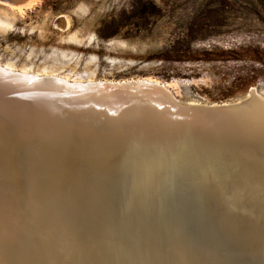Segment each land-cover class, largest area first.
<instances>
[{"label": "rangeland", "instance_id": "rangeland-1", "mask_svg": "<svg viewBox=\"0 0 264 264\" xmlns=\"http://www.w3.org/2000/svg\"><path fill=\"white\" fill-rule=\"evenodd\" d=\"M0 64L83 81L164 80L180 100L204 104L237 101L254 87L264 96V0H40L24 11L0 1ZM91 170L101 181L92 189L94 198L72 212L82 229L90 221L120 217L101 183L117 184L111 179L121 169ZM262 179L182 185L160 178L149 207L141 210L137 195L131 211L141 217L146 236L157 243L168 239L186 251L190 264H264L263 227L219 217L236 205L228 191L238 192L239 184L256 195L252 186L262 188Z\"/></svg>", "mask_w": 264, "mask_h": 264}, {"label": "water", "instance_id": "water-1", "mask_svg": "<svg viewBox=\"0 0 264 264\" xmlns=\"http://www.w3.org/2000/svg\"><path fill=\"white\" fill-rule=\"evenodd\" d=\"M168 84L72 82L0 65V155L20 161L25 178L32 166L51 165L142 169L173 182L263 180L264 96L252 88L237 101L204 104L180 100ZM45 204L32 214L48 217ZM28 226L13 235L0 221V251L16 264H39L44 240L55 234Z\"/></svg>", "mask_w": 264, "mask_h": 264}, {"label": "bare ground", "instance_id": "bare-ground-1", "mask_svg": "<svg viewBox=\"0 0 264 264\" xmlns=\"http://www.w3.org/2000/svg\"><path fill=\"white\" fill-rule=\"evenodd\" d=\"M0 1L5 5H9L13 9L24 11L25 9L33 7V5L37 4L40 0H21L20 2H18V0ZM4 66L8 70L16 71L9 66ZM21 72L24 74H30V72L24 70ZM32 74L55 76L72 82H84L83 80H76L72 78L70 79L64 75L39 73ZM147 79L152 80L151 78ZM88 81L91 82L93 80ZM253 89H255V87ZM11 157L20 156L19 154L14 153V155H12ZM20 167H24L23 164L20 163V161L13 162L8 160L6 153L0 155V221L10 226V228L14 231L12 233L13 235H17L16 232H25L27 234V230L25 228L26 225H31V229H35L37 235L39 231L42 234L43 231L45 233L46 230H48V232L49 230H51L55 233L54 235L48 237V239H50L48 240V243L44 240L43 249L40 248L43 252L41 251L38 255L39 264H190L187 257L188 255L187 253H185L186 251L180 249L176 245L172 246L168 239V242L163 241L157 243L156 240H153L151 237L146 236V227H144V225H142L139 220L141 219V217L137 213L131 211V209L134 207H131V200L133 196L139 195L138 204H140V207L142 208L141 210H146L149 207V199H147L150 198L149 194L153 191V188H156L157 185H159V179L148 176V174L145 173L144 170L134 169L133 172L131 168L117 167V169L119 168L121 170L118 171L119 173H113L114 179H111L117 180V184L113 182L105 184L106 182H102L101 189L116 202H114V205L117 210L120 211V217H116L115 219L103 217L100 218L97 222L90 221V224L82 229L79 228L78 224H76V219H73L74 215L72 212H77L80 209L78 206H86L91 201L90 198H94V191L92 189L98 186V184H100L101 182L97 177H94V175L90 173L92 171L91 168L63 167L57 169L56 167L50 165L48 167L49 169H44L42 167L32 166L31 168H29L28 174L30 175L32 173L33 177L25 178L20 176H25L24 172L26 171V169H21ZM132 175L135 178L133 180H131V178L133 177ZM22 178L24 179V183L21 180ZM108 178H111V176ZM25 180H28L29 183H26ZM258 183L257 186H252L253 190L257 193L256 195L250 191L241 190L242 188L238 187H241V185L239 184H237L236 186L238 192H236V190L235 192H233V189L231 191H228V195L229 193L231 194L230 196L234 195V200L237 201L236 203L234 202L236 205L234 206V210H232L231 213H222L220 214V216H218L229 221H235L240 218L246 223H250L253 221L259 227H263L264 232V183L262 184V188L260 186L261 184L258 185ZM186 184H184L183 182L182 185ZM230 184L235 185L236 183H229V185ZM169 188H171V186ZM123 193H130L132 195H130L129 198H127L126 195V198H124L125 196L123 195ZM225 193L226 191H222V196H224ZM229 198L232 199L231 197ZM44 203H46L45 210L48 217H46L45 211H43L42 213H39L37 211L36 215H33L32 213L38 209L37 207H39L40 209L43 208ZM224 207L226 206L224 205ZM228 207H230V205ZM89 209L92 208L90 207ZM97 211L99 210L97 209ZM43 223H45V225ZM42 228H44V230ZM56 229H59V234H57L58 236H55ZM198 229L199 228H197V232L200 231ZM203 232L206 233L205 231ZM212 238L213 237L208 238V240L211 239L215 241L214 238L216 239V237H214L213 239ZM219 242L223 244L221 240H219ZM239 242H241V245L244 244L245 247L251 246L246 243L247 241ZM55 245L57 251H55V249L53 248ZM234 247L235 246H233V248ZM220 248L222 247L220 246ZM236 253L234 250V254ZM17 255H15V257ZM232 257H234V255ZM195 261L197 260L195 259ZM0 264L16 263H14L12 256L7 251L2 250L0 251Z\"/></svg>", "mask_w": 264, "mask_h": 264}, {"label": "trees", "instance_id": "trees-1", "mask_svg": "<svg viewBox=\"0 0 264 264\" xmlns=\"http://www.w3.org/2000/svg\"><path fill=\"white\" fill-rule=\"evenodd\" d=\"M65 76V75H64ZM75 79V78H74ZM152 79V78H151ZM168 86L171 88L173 86L172 83H169ZM172 89V88H171Z\"/></svg>", "mask_w": 264, "mask_h": 264}]
</instances>
